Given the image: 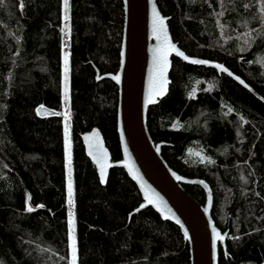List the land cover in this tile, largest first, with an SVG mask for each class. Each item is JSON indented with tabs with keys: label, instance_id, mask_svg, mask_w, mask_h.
<instances>
[{
	"label": "trees",
	"instance_id": "16d2710c",
	"mask_svg": "<svg viewBox=\"0 0 264 264\" xmlns=\"http://www.w3.org/2000/svg\"><path fill=\"white\" fill-rule=\"evenodd\" d=\"M173 41L223 63L253 92L213 69L171 57L166 95L147 110L166 163L207 181L226 236L218 264H264V0H156ZM69 98L77 264H189L173 223L140 202L122 168L101 185L80 136L97 128L112 160L121 0H68ZM60 0L0 3V264H68L60 111ZM45 107L54 114L39 116ZM192 150V151H190ZM200 204L196 185H182ZM32 206L28 211L26 199Z\"/></svg>",
	"mask_w": 264,
	"mask_h": 264
},
{
	"label": "water",
	"instance_id": "95a60500",
	"mask_svg": "<svg viewBox=\"0 0 264 264\" xmlns=\"http://www.w3.org/2000/svg\"><path fill=\"white\" fill-rule=\"evenodd\" d=\"M121 2L123 20L117 69L114 72L100 73L93 66L95 80L108 79L117 88L115 130L120 157L116 160L111 159L102 134L97 128L80 136L85 155L93 164L101 185L106 183L112 168H122L135 184L140 194V202L129 213V216L150 207L162 220H165L157 208L148 204L145 199V190L141 187V182H143L150 190L149 194L154 193L158 196L174 215L175 219L166 221L176 225L183 240L186 241L189 264H218V247H221L226 255L227 231L222 232L212 218V189L204 179L183 176L166 163L162 157L161 148L167 144L163 141L155 143L151 139L147 128V110L163 98L168 91L171 57L190 65L211 68L218 75H226L250 92H253L252 88L223 63L188 55L184 52L173 41L167 23L168 16L161 13L156 0H121ZM153 7L164 20L167 44L163 35L157 39V34L153 31ZM168 44L173 45L175 50L168 48ZM158 49L168 53L167 67L162 77L154 63ZM177 52L182 55H178ZM192 61H200V63H192ZM117 76L119 77L118 81L115 79ZM164 81L166 83H163ZM161 84H163V94L154 95V103L146 102L149 99L150 86L156 90ZM36 111L39 116L54 114L53 111L45 107H38ZM56 114L61 115L60 111H57ZM100 163L105 164L103 183H101ZM129 167L134 169L139 179L133 178ZM183 184L200 187L204 194L203 204L188 194L184 190ZM141 205L144 207L141 208ZM216 234L222 236L223 239H215Z\"/></svg>",
	"mask_w": 264,
	"mask_h": 264
},
{
	"label": "snow or ice",
	"instance_id": "6c2138e0",
	"mask_svg": "<svg viewBox=\"0 0 264 264\" xmlns=\"http://www.w3.org/2000/svg\"><path fill=\"white\" fill-rule=\"evenodd\" d=\"M3 0H0V3H2ZM64 7H65V21H67L68 16H67V9H68V0H64ZM67 24L65 25V34L67 35ZM153 31L154 33L157 34V39L160 38V35H163L165 37V43L167 44V34L164 29V20L159 16V14L156 12L155 7H153ZM168 48H171L172 50L174 49L173 45L168 44ZM167 51L161 52L160 49L157 50V55L154 58V63L156 65V68L158 72L160 73V76H163V72L166 71L167 67ZM178 55H182V53L177 52ZM192 63H200V61H192ZM64 65H65V86H64V95L65 99H67L68 95V87H67V73H68V56L65 54L64 56ZM115 79L118 81L119 77H115ZM163 83H166L164 81ZM163 84L156 89L153 90L152 87L150 86V93H149V99L146 101L148 103H154L155 100L153 99L154 95H162L163 94ZM100 172H101V183L104 182V176H105V164L100 163ZM66 168H67V173H68V203L70 205L73 204L72 200V180H71V159L70 155L67 153L66 150ZM129 172L133 175L134 179H139L138 174L134 171L132 167H129ZM141 187L145 190V199L147 200L148 204L154 205L157 210L161 213L163 218L165 220L168 219H175L174 215L171 213V210L167 208V205L163 203L159 199L158 196H156L154 193L149 194L150 190L146 188V186L141 182ZM141 208L144 207V205L140 206ZM28 211H32L31 208L28 209ZM139 211V209H137ZM179 223V221H177ZM187 237V233L185 234ZM215 239H220L222 240L223 237L220 236L219 234H216ZM215 239H214V247H215ZM68 247L70 250V255H71V261L70 264H76L77 262V248H76V238H75V226H74V218L70 217L69 219V232H68Z\"/></svg>",
	"mask_w": 264,
	"mask_h": 264
},
{
	"label": "rangeland",
	"instance_id": "374dc122",
	"mask_svg": "<svg viewBox=\"0 0 264 264\" xmlns=\"http://www.w3.org/2000/svg\"><path fill=\"white\" fill-rule=\"evenodd\" d=\"M60 33H61V48H60V99H61V107H60V116H61V128H62V139H63V163H64V176H65V193H66V218H67V239L69 232V219L70 217L74 218V226H75V238H76V223L74 216V193L72 195L73 204L70 205L68 203V173L66 168V150L70 155L71 159V180H72V192H73V170H72V137H71V129H70V98H69V5L67 9L68 19L65 21V7L64 0H60ZM67 24V35L65 34V25ZM67 54L68 56V73H67V87H68V95L67 99H65L64 95V86H65V65H64V56ZM192 151V150H190ZM193 152V151H192ZM27 208H32L29 203V198L26 199ZM71 255L68 247V264H70ZM77 264V262H76Z\"/></svg>",
	"mask_w": 264,
	"mask_h": 264
}]
</instances>
